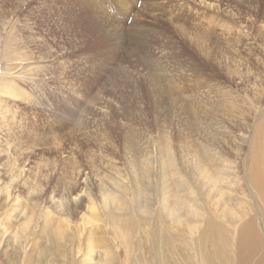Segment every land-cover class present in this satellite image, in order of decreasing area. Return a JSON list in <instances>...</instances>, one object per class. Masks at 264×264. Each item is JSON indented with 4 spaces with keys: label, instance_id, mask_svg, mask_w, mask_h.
<instances>
[{
    "label": "rangeland",
    "instance_id": "374dc122",
    "mask_svg": "<svg viewBox=\"0 0 264 264\" xmlns=\"http://www.w3.org/2000/svg\"><path fill=\"white\" fill-rule=\"evenodd\" d=\"M0 40V264H154L204 150H264V0H0Z\"/></svg>",
    "mask_w": 264,
    "mask_h": 264
},
{
    "label": "bare ground",
    "instance_id": "6f19581e",
    "mask_svg": "<svg viewBox=\"0 0 264 264\" xmlns=\"http://www.w3.org/2000/svg\"><path fill=\"white\" fill-rule=\"evenodd\" d=\"M64 86L67 92L73 88L70 83ZM204 152L198 165V168H205L198 178L201 186L205 184L207 187L205 193L201 194L203 201L192 199V206L189 205L182 196L183 192L180 193L181 188L176 185L172 199L174 214L171 223L174 229L166 235L164 225L158 224V230L150 231L153 243L160 246L154 264H264V150L257 152V148H254L257 163L246 166V169L230 160H225L222 167L217 168L212 154ZM220 157L224 156H219L221 162ZM197 208H201V211ZM24 219L28 220L27 215H24ZM121 220L123 224L124 217ZM45 221L46 218L41 230ZM185 228L187 237L183 235ZM61 238L60 233L52 235L56 256L60 254ZM76 241L74 251L75 256H79L80 237ZM167 244L169 257L164 253ZM85 245L87 248L90 246L89 242ZM178 245L179 250L176 248ZM180 250L185 251L183 255ZM180 259L183 261L179 263Z\"/></svg>",
    "mask_w": 264,
    "mask_h": 264
}]
</instances>
